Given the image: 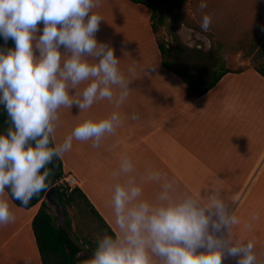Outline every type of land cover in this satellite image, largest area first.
<instances>
[{
    "label": "clouds",
    "instance_id": "clouds-1",
    "mask_svg": "<svg viewBox=\"0 0 264 264\" xmlns=\"http://www.w3.org/2000/svg\"><path fill=\"white\" fill-rule=\"evenodd\" d=\"M99 5L100 0H0V38L15 45L0 48V105L8 118L0 132V225L15 219L9 197L28 206L48 188V165L71 150L73 139L99 147L123 123L119 109L129 96L130 80L113 47L95 37L104 20L93 11ZM207 7L208 0H199L203 32L212 24ZM128 72L134 73L135 65ZM103 100L114 105L110 114L80 120L62 143H52L59 109L75 105L82 112ZM134 172L132 159L122 155L113 175L125 179L113 185L111 195L115 235L98 236L81 264H223L225 255L236 264H264V246L232 234L240 218L228 210L217 178L206 195L201 189L178 193L167 173L151 167L147 177L157 190L148 198Z\"/></svg>",
    "mask_w": 264,
    "mask_h": 264
},
{
    "label": "crops",
    "instance_id": "crops-1",
    "mask_svg": "<svg viewBox=\"0 0 264 264\" xmlns=\"http://www.w3.org/2000/svg\"><path fill=\"white\" fill-rule=\"evenodd\" d=\"M102 2L109 6L111 14L114 10L116 16L110 17V26H104L102 20L95 37L98 42L113 47L114 54L120 59L121 71L130 80V92L119 109L123 118L121 127L107 135L99 147H93L91 141L73 139L71 150L59 157L64 176L71 175L76 179V187L114 235L112 189L125 177L113 173L118 170L122 155L132 159L133 175L146 197L151 198L157 190L147 177V170L155 167L175 182L178 193L201 189V195H206L210 192L209 185L217 178L221 196L232 211L240 188L250 183L254 170L260 169V174L264 170V144L261 146L264 139V78L251 68L249 59L244 60L240 53H234L226 58L227 63L229 65V60L234 58L237 63L232 68H242V72L228 73L205 94L194 95L189 84L208 82L212 64L210 72L206 73L201 72L199 64L172 68L168 61L169 69L152 65L153 53L141 52V47L140 52H134L135 29L129 28L130 22L124 20L125 35L120 38L118 4L108 0ZM38 28L37 36L42 33L43 24ZM59 51L67 54L63 47ZM34 54L38 55L35 48ZM157 55L160 53L156 52L154 57ZM132 65H135V72L129 73L128 68ZM189 75L204 79L195 84ZM70 94L74 91L70 90ZM113 108L111 102L103 100L82 112L75 105L70 109H59L53 143H62L78 121L103 118ZM132 113L139 114V119H131ZM209 141L215 149L208 147ZM256 179L258 184H264L263 176L256 175L254 181ZM254 200L255 208L250 213L251 216L255 214L256 223H260L262 229L260 232H264V194H256ZM8 203L15 219L0 225V264H25V261L42 264L31 227L39 205L25 210L14 205L10 198ZM243 210L239 215L249 216L248 210ZM256 246L259 248L264 244ZM200 251L205 250L198 249ZM223 264H236V258L226 255Z\"/></svg>",
    "mask_w": 264,
    "mask_h": 264
},
{
    "label": "rangeland",
    "instance_id": "rangeland-1",
    "mask_svg": "<svg viewBox=\"0 0 264 264\" xmlns=\"http://www.w3.org/2000/svg\"><path fill=\"white\" fill-rule=\"evenodd\" d=\"M109 1L118 4L116 10L120 18L118 26L120 38L125 35L123 32L124 20L130 22L128 24L130 25L129 28L134 27L133 29H135L134 52H140L139 48L141 47V52L153 53L152 65L161 67L160 56L154 57L155 53L159 51L150 29L151 10L141 4H134L130 0ZM144 1L156 8L158 17L167 18L163 28V36L168 42L169 55L167 61H169L172 68L199 64L202 73L210 72L217 44L224 50L228 48L236 52L235 50L241 46L242 41L249 43L251 40L258 38L259 34L264 31V0H208V7L204 10L212 17V24L208 32H203L199 27L201 19V13L198 10L199 0H184L179 10L174 5L175 0ZM93 11L103 17L104 21L102 23L104 26H110V17L115 18L116 16L115 11L113 10L111 14V9L102 0H100L99 7L93 9ZM229 61L230 67L236 66L237 61L234 58ZM189 77L192 83L195 84L204 79L200 78L201 76L189 75ZM202 77H204V74H202ZM208 144V147L216 148V146L210 145V141ZM263 144L264 139L261 140L262 147ZM256 175L264 178V170L261 171V174L260 169L254 170L253 179L250 183L240 188L238 201L232 208V211L235 210L240 218V224L233 227L232 234L240 240L247 241L251 239L256 245H261L264 244V232H260L262 229L260 223H256L255 214L251 216L250 213L255 208V195L264 194V184H258L257 179L254 181ZM242 209H244L243 212L248 210L249 216L239 215ZM51 212L56 223L63 226L64 217L55 199L51 204ZM245 223H251V228L245 229ZM97 225L101 227L98 221ZM222 234L227 235L226 230ZM92 252L91 248L84 249V254L88 257L91 256Z\"/></svg>",
    "mask_w": 264,
    "mask_h": 264
},
{
    "label": "trees",
    "instance_id": "trees-1",
    "mask_svg": "<svg viewBox=\"0 0 264 264\" xmlns=\"http://www.w3.org/2000/svg\"><path fill=\"white\" fill-rule=\"evenodd\" d=\"M130 1L134 4L146 6L151 10V31L160 53L161 65L169 69V63L166 60L169 46L163 36V28L167 18L158 17L156 8L144 0ZM183 3L184 0L174 1V5L178 10ZM240 44L241 46L235 50L236 52L228 48L224 50L218 44L216 45L212 61L211 79L199 85L189 84V89L194 95L201 96L205 94L214 88L222 77L228 73L239 74L242 72V68L234 69L227 63L226 58L234 53H240L244 60L249 59L251 68L264 78V31L261 32L258 38L251 40L249 43L242 41ZM14 47V42L11 39L5 43L0 38V48L6 51L8 48ZM177 75L186 81L180 73L177 72ZM7 120L4 106L0 105V132L8 127ZM48 168L51 170L47 181L48 188L35 196L28 206H22L19 201H13L9 198L14 205L25 210L39 205L31 227L42 264H81L82 260L89 258L88 255L84 254V249L91 248L94 250L98 236H102L105 232L111 235L114 234L79 188L75 187L70 191L61 183L64 176L61 159L55 158L48 165ZM52 188L53 192L47 197V192ZM54 199L61 208L64 217L63 226H59L52 215L51 204ZM97 221L101 227H98Z\"/></svg>",
    "mask_w": 264,
    "mask_h": 264
},
{
    "label": "built area",
    "instance_id": "built-area-1",
    "mask_svg": "<svg viewBox=\"0 0 264 264\" xmlns=\"http://www.w3.org/2000/svg\"><path fill=\"white\" fill-rule=\"evenodd\" d=\"M61 183L70 191L76 187V179L71 175L63 176Z\"/></svg>",
    "mask_w": 264,
    "mask_h": 264
},
{
    "label": "water",
    "instance_id": "water-1",
    "mask_svg": "<svg viewBox=\"0 0 264 264\" xmlns=\"http://www.w3.org/2000/svg\"><path fill=\"white\" fill-rule=\"evenodd\" d=\"M53 192V188L52 189H50L48 192H47V197H49L50 196V194Z\"/></svg>",
    "mask_w": 264,
    "mask_h": 264
}]
</instances>
